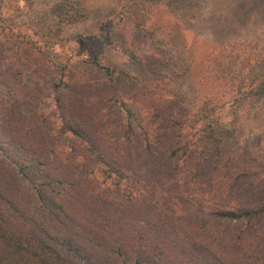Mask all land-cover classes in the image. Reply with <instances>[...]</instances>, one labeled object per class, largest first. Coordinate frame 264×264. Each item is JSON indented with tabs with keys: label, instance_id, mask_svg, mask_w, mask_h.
Segmentation results:
<instances>
[{
	"label": "trees",
	"instance_id": "obj_1",
	"mask_svg": "<svg viewBox=\"0 0 264 264\" xmlns=\"http://www.w3.org/2000/svg\"><path fill=\"white\" fill-rule=\"evenodd\" d=\"M147 2L175 18L195 8L134 0L144 35ZM59 5L60 22L80 20L81 0ZM15 28L0 18V43L44 87L0 60V264H264V129L241 147L220 115L264 102L263 51L225 46L191 107L174 73L164 99L161 65L145 77L134 53L109 54L121 34L80 33L60 55L61 27ZM47 92L53 114L39 108Z\"/></svg>",
	"mask_w": 264,
	"mask_h": 264
},
{
	"label": "rangeland",
	"instance_id": "obj_2",
	"mask_svg": "<svg viewBox=\"0 0 264 264\" xmlns=\"http://www.w3.org/2000/svg\"><path fill=\"white\" fill-rule=\"evenodd\" d=\"M60 1L0 0V18L6 19L15 29L39 37L49 32L55 39L57 29L61 27L63 44L55 48L60 55L71 53L74 45L68 41L80 33L103 28L121 34L118 47L109 54L130 63L126 54L134 53L144 66L145 77L151 78L150 72L159 71L161 65L159 86L163 87L164 99L170 95L172 84L166 73H174L177 87L185 91L191 107L199 105L196 92V89H200L199 82L225 46L249 42L264 52V0H191L195 3L192 13L183 17L179 14L178 18H175L169 7L147 2L143 8L148 14L147 19H144V29L152 31L151 35H144L139 21L131 19L129 9L134 0H81L84 9L80 20L75 23L60 22ZM123 13L127 16L122 21ZM9 47L8 43L1 41L0 60L10 58L13 62L12 67H9L11 74L8 72L11 78L28 87H44L40 80L33 79L26 66L16 68L19 64L12 61ZM49 95L47 92L42 96L39 108L47 114H53L52 97ZM220 115L224 121L234 122L240 133L238 144L241 147L263 135L264 102H249L236 111L225 107ZM4 127L2 125L1 128L4 130Z\"/></svg>",
	"mask_w": 264,
	"mask_h": 264
}]
</instances>
